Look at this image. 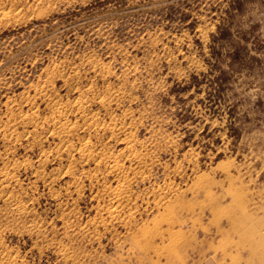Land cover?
Here are the masks:
<instances>
[{
    "label": "rangeland",
    "instance_id": "rangeland-1",
    "mask_svg": "<svg viewBox=\"0 0 264 264\" xmlns=\"http://www.w3.org/2000/svg\"><path fill=\"white\" fill-rule=\"evenodd\" d=\"M0 248L264 264V0H0Z\"/></svg>",
    "mask_w": 264,
    "mask_h": 264
},
{
    "label": "bare ground",
    "instance_id": "bare-ground-1",
    "mask_svg": "<svg viewBox=\"0 0 264 264\" xmlns=\"http://www.w3.org/2000/svg\"><path fill=\"white\" fill-rule=\"evenodd\" d=\"M66 127H67V130H68V126H66ZM63 128H64V127H63ZM65 129H66V128H65ZM68 131H69V130H68ZM119 167H120V166H119ZM116 171H119V170H116ZM124 171H125V170H124ZM119 173H120V172H119ZM123 173L125 174V172H123ZM117 176H121V175L117 174ZM122 178H123V177H122ZM120 192H122V190L119 189V190L117 191L116 189H115V190L113 189V193H114L116 196H118V194H120ZM123 192H124V191H123ZM122 194H123V193H122ZM6 195H7V194H6ZM120 196H121V195H120ZM124 196H126V195H124ZM14 198H15V197H14ZM118 198H119V197H118ZM128 198H129V197H128ZM7 199H8L9 201H14V199H13V195H12V196L9 195ZM120 199H121V198H120ZM120 199H118V200H120ZM15 200H16V198H15ZM121 200H122V199H121ZM21 202H22V201H21ZM21 202H19V201L16 200V201H15V204H14V205H15V208H16V210L19 212V214L22 213V212H25V211H26V206H25V204H23V202H22V203H21ZM118 202H119V201H118ZM118 202H117V204L119 205ZM122 202H123V201H122ZM115 203H116V202H115ZM122 204L124 205V203H122ZM168 204H169V203H168ZM166 205H167V204H166ZM182 205H183V203H182ZM119 207H120V206H119ZM115 208H116V207H115ZM183 208H184V207H183ZM183 208H182V209H183ZM118 209H119V208H118ZM120 209H121V208H120ZM116 210H117V209H116ZM180 211H181V207H180ZM112 212H113V211H112ZM121 212H122V209H121ZM114 213H115V212H114ZM111 214H112V213H111ZM117 214H118V213H117ZM131 217H132V216H131ZM127 220H128V219H127ZM120 223H121V222H120ZM125 223H126V221H125ZM127 223H128V222H127ZM141 230H142V229H141ZM141 230H140V231H141ZM134 231H135V230H134ZM169 236H170V235H169ZM171 236H172V235H171ZM171 238H172V237H171ZM172 239H174V237H173ZM172 239H171V240H172ZM174 240H176V239H174ZM174 242H175V241H174ZM178 242H179V241H178ZM170 243H173V242H170ZM171 245H172V244H171ZM174 245H175V244H174ZM2 247H3V246H2ZM174 248H175V246H174ZM174 248H173V249H174ZM0 249H2V248H0ZM175 249H176V248H175ZM3 250H4V249H3ZM6 250H7V249H6ZM6 250H5V251H6ZM62 250H63V248H62ZM62 252H64V251H62ZM169 252H170V251H169ZM174 252H175V251H174ZM1 253H2V252H1ZM62 254H63V253H62ZM64 254H65V253H64ZM167 254H168V252H167ZM167 254H166V255H167ZM173 254H174V253H173ZM176 254H177V253H176ZM176 254H175V255H176ZM3 255H4V254H3ZM66 255H67V254H66ZM66 255H65V256H66ZM171 255H172V254H171ZM177 255H178V254H177ZM11 256H13V255L11 254ZM4 257H5V255H4ZM7 257H8V256H7ZM66 257H67V256H66ZM168 257H169V254H168ZM5 258H6V257H5ZM5 258H4V259H5ZM12 258H14V257H12ZM67 258H68V257H67ZM2 259H3V258H2ZM9 259H11V258H9ZM64 259H65V257H64ZM169 259H171V258H169ZM65 260H66V259H65ZM68 260H69V259H68ZM68 260H67V261H68ZM172 260H173V259H172ZM10 261H11V260H8L7 262H6V261H5V262L8 263V262H10ZM12 261H13V260H12ZM14 262H16V261H14ZM1 263H3V262H1ZM1 263H0V264H1ZM16 264H17V263H16Z\"/></svg>",
    "mask_w": 264,
    "mask_h": 264
}]
</instances>
